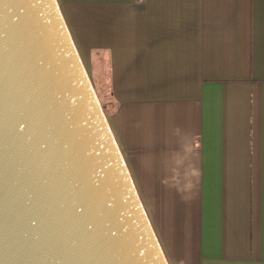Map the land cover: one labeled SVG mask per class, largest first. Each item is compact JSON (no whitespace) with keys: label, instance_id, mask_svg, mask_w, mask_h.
<instances>
[{"label":"crops","instance_id":"0c3cea01","mask_svg":"<svg viewBox=\"0 0 264 264\" xmlns=\"http://www.w3.org/2000/svg\"><path fill=\"white\" fill-rule=\"evenodd\" d=\"M57 1L168 263L264 264V0Z\"/></svg>","mask_w":264,"mask_h":264},{"label":"water","instance_id":"95a60500","mask_svg":"<svg viewBox=\"0 0 264 264\" xmlns=\"http://www.w3.org/2000/svg\"><path fill=\"white\" fill-rule=\"evenodd\" d=\"M0 264H169L57 0H0Z\"/></svg>","mask_w":264,"mask_h":264},{"label":"rangeland","instance_id":"374dc122","mask_svg":"<svg viewBox=\"0 0 264 264\" xmlns=\"http://www.w3.org/2000/svg\"><path fill=\"white\" fill-rule=\"evenodd\" d=\"M85 66H86V68H87V65H85ZM88 73L90 74V77H91V80H92L93 86H94V88H95V90H96V93H97V95H98V98H99V100H100V102H101L103 108H105V106H106V105H105V96H104V93H103V90H104V89L101 88L100 83H99L98 81H95V76H93V79H92V75H91L89 69H88Z\"/></svg>","mask_w":264,"mask_h":264},{"label":"built area","instance_id":"2783aa9c","mask_svg":"<svg viewBox=\"0 0 264 264\" xmlns=\"http://www.w3.org/2000/svg\"><path fill=\"white\" fill-rule=\"evenodd\" d=\"M140 1H143V0H140Z\"/></svg>","mask_w":264,"mask_h":264}]
</instances>
